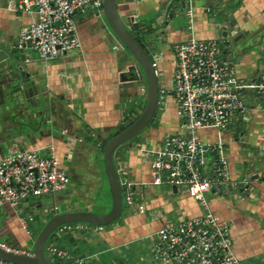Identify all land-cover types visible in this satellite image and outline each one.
<instances>
[{
	"label": "crops",
	"instance_id": "1",
	"mask_svg": "<svg viewBox=\"0 0 264 264\" xmlns=\"http://www.w3.org/2000/svg\"><path fill=\"white\" fill-rule=\"evenodd\" d=\"M8 1L0 0V49L5 53L16 47L19 31L35 20L34 15L7 10ZM188 2L192 8L190 30L200 41L215 39L220 43L222 38L217 35L213 16L221 9L231 16L230 44L222 47L221 58L237 78L256 81L264 72V0ZM188 2L120 0L118 11L126 26L141 24L133 28L139 34L150 28L151 38L146 40L155 48L151 60L161 56L156 73L163 100L157 106V125L148 126L113 156L122 188L131 186L133 205H125L120 218L107 226L69 224L56 229L44 248L46 258L54 264L70 263L49 258L48 246L84 258L87 264H153L152 235L163 226L204 212L186 192L154 186V156L141 155L143 150L156 152L166 135L183 134L182 119L171 94L172 47L189 35ZM158 14L164 17L160 25L154 24ZM132 15L134 22L129 19ZM74 24L80 42L78 50L47 62L40 61L32 50H21L28 60L27 78L7 79L5 69H0V80L4 82L0 87V158L9 148L36 150L40 154L52 148L68 177L62 192L28 199L17 208L0 207V241L31 252L38 233L51 217L73 211H108L109 192L99 154L102 139H109L126 118L137 112L145 90L141 82L122 77L132 60L108 28L101 9L88 8L78 13ZM242 99L245 110L232 118L229 128L198 132L201 140L221 141L228 162V183L214 186L206 200L208 209L227 224L239 262L264 264V181L260 180L264 174L260 171L259 180L246 182L244 173L254 172L264 164V99L250 91ZM236 128L244 143L234 141ZM250 159L260 162L252 164ZM240 183L250 184L248 198L233 191ZM95 184L106 201L98 205L99 212L93 211L95 203L91 201L90 188ZM220 187L232 190H217ZM152 212H159L161 217L151 218Z\"/></svg>",
	"mask_w": 264,
	"mask_h": 264
},
{
	"label": "built area",
	"instance_id": "2",
	"mask_svg": "<svg viewBox=\"0 0 264 264\" xmlns=\"http://www.w3.org/2000/svg\"><path fill=\"white\" fill-rule=\"evenodd\" d=\"M187 2L189 0H186ZM103 0H9L6 9L12 13L34 15L35 20L18 34L16 47L36 52L43 62L66 56L80 48L74 17L88 8L101 9ZM192 8L187 16L191 29ZM135 15L129 16L134 22ZM185 41L172 47L174 70L171 94L182 119L183 134L166 135L153 155V185L183 190L204 209L198 216L163 226L152 235L153 264H241L233 253L227 224L208 209L204 195L214 186L229 181L224 144L199 138L201 130L224 131L232 118L245 110L243 94L252 92L264 99V72L254 82L237 78L233 69L221 58L220 43L197 40L188 31ZM161 56H153L156 70ZM159 90L157 106L162 103ZM68 177L48 148L46 154L36 150L9 148L0 158V207L17 208L28 199L62 192ZM123 203H134L130 185L123 189ZM151 218H160L152 212ZM67 225L63 226L66 227ZM0 251L32 258L33 252L9 246L0 241ZM49 258L70 264H87L84 258L48 246ZM0 264H13L0 260Z\"/></svg>",
	"mask_w": 264,
	"mask_h": 264
},
{
	"label": "water",
	"instance_id": "3",
	"mask_svg": "<svg viewBox=\"0 0 264 264\" xmlns=\"http://www.w3.org/2000/svg\"><path fill=\"white\" fill-rule=\"evenodd\" d=\"M120 0H103L101 5V12L105 19L108 28L117 38L123 48L131 57L130 65L127 70L122 74V77L130 78L131 82H141L145 90L142 99L137 105V112L126 118L122 125L112 134L109 139H102L103 146L101 147V156L103 163V172L107 182L110 207L105 213L95 214L89 211H73L65 212L55 215L47 220L40 232L38 233L34 245H33V257L28 258L24 256H15L6 254L0 251V260L10 262L13 264H54L48 260L44 254L45 245L49 237L64 225L69 224H87L92 226H107L115 223L120 218L123 211V188L121 183V177L118 174L114 163V153L124 143L139 136L144 129L150 125H157V102L159 98V79L156 70L152 64L150 54L154 51V47L147 42L146 38H151V34L148 33L150 28H147V32L143 31L141 34L134 32L133 28L139 27L141 24L135 26H126L125 19H122L121 13L118 11V5ZM212 16V15H211ZM154 24L160 25L164 17L156 15ZM213 24L217 31V35L222 38L220 41V47L229 46V35L233 31V22L231 16L221 9L216 12V16H213ZM165 22V24H167ZM144 25V24H142ZM226 39L227 42H223ZM18 53V55L14 54ZM27 58L25 53L16 47L12 48L8 53H5L0 49V69H5L4 73H7V79H11L13 76L27 78ZM0 87L3 85V80H0ZM235 142H243L240 129H235ZM244 143V142H243ZM252 164H258V159H250ZM262 168H256L254 172H244L246 182L259 180L257 174L263 171ZM246 170V169H245ZM247 171V170H246ZM264 181V176L260 179ZM250 184L240 183L233 189L235 194L243 198H248V192L250 191ZM223 190L224 192H230L232 189L220 187L217 190ZM173 192H182L183 190H177L172 187Z\"/></svg>",
	"mask_w": 264,
	"mask_h": 264
},
{
	"label": "rangeland",
	"instance_id": "4",
	"mask_svg": "<svg viewBox=\"0 0 264 264\" xmlns=\"http://www.w3.org/2000/svg\"><path fill=\"white\" fill-rule=\"evenodd\" d=\"M99 156H100V155H99ZM97 161H98V159H97ZM79 178H81L80 175L78 176V179H79ZM103 186H105V185H103ZM103 189H104V187H103ZM90 190H91V194H93V197H92L93 200L91 199V201H94V203H95L94 208H93V211H94V212H99V210H98V205H100L101 203H103V201L106 203L104 197H103V199H102V195H104V194H103L102 191L98 188L97 184L92 185V187L90 188ZM103 191H104V190H103ZM124 207H125V204H123V208H124Z\"/></svg>",
	"mask_w": 264,
	"mask_h": 264
},
{
	"label": "trees",
	"instance_id": "5",
	"mask_svg": "<svg viewBox=\"0 0 264 264\" xmlns=\"http://www.w3.org/2000/svg\"><path fill=\"white\" fill-rule=\"evenodd\" d=\"M102 146H103V142H102V144H101V147H102ZM101 147H100V148H101ZM99 154L101 155V153H99ZM108 200H109V201H108V204H107V205H109V207H110V199H109V197H108Z\"/></svg>",
	"mask_w": 264,
	"mask_h": 264
},
{
	"label": "bare ground",
	"instance_id": "6",
	"mask_svg": "<svg viewBox=\"0 0 264 264\" xmlns=\"http://www.w3.org/2000/svg\"><path fill=\"white\" fill-rule=\"evenodd\" d=\"M219 191H221V190H219ZM207 194V193H206ZM206 194L204 195V198L206 199Z\"/></svg>",
	"mask_w": 264,
	"mask_h": 264
}]
</instances>
